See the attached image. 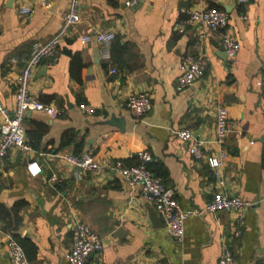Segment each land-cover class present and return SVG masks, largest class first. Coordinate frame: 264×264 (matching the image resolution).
<instances>
[{
    "label": "crops",
    "instance_id": "0c3cea01",
    "mask_svg": "<svg viewBox=\"0 0 264 264\" xmlns=\"http://www.w3.org/2000/svg\"><path fill=\"white\" fill-rule=\"evenodd\" d=\"M22 6L33 12L20 13ZM68 6L69 0H54L47 9L40 0H0V101L9 111L14 86L7 78L20 72L35 41L58 33ZM206 8L224 10L226 27L201 40L193 26L175 29L185 10ZM101 31L115 34L108 59L94 38ZM222 34L240 44L234 57L224 56ZM86 35L91 39L81 41ZM58 49L56 60L39 63L29 87L39 101L66 112H27L25 142L32 151L12 149L0 165V210L9 213L0 220V264H9L5 240L15 235L31 264H69L75 220L90 225L104 244L84 264H218L223 243L233 264H264V87L257 84L264 71V0H141L134 8L123 0H82L80 21ZM200 53L208 57L203 76L176 91L181 59ZM135 92L146 93L151 104L140 117L124 105ZM80 104L95 113H84ZM218 106L227 108L232 125L223 187L206 159H194L190 142L174 133L191 130L204 142V154H215ZM112 115L124 119L123 131L107 123ZM141 151L151 154L153 173L173 189L183 210L203 208L217 190L252 202L240 234H234V214L204 213L185 220L179 245L158 215L159 223L152 221L153 207L118 171H82L55 157L89 152L102 164L129 167ZM31 163L40 168L35 174ZM6 221L17 228L6 231Z\"/></svg>",
    "mask_w": 264,
    "mask_h": 264
},
{
    "label": "built area",
    "instance_id": "2783aa9c",
    "mask_svg": "<svg viewBox=\"0 0 264 264\" xmlns=\"http://www.w3.org/2000/svg\"><path fill=\"white\" fill-rule=\"evenodd\" d=\"M54 0H40V6L49 8ZM141 0H123L126 8L136 7ZM241 2L245 0H240ZM82 0H69L68 9L62 19V27L54 36L47 41H35L31 46L28 57L23 60L24 65L20 72L14 77H8V81L14 86V108L9 111L0 101V165L4 157L12 149H18L30 153L32 148L25 142L24 118L29 111H42L51 117L65 114L64 108L54 107L50 104L39 101L30 91L29 83L31 77L43 59L56 60L59 54V43L69 32V29L80 21V6ZM22 14H29L33 9L29 6L19 8ZM186 19L179 23L175 29L182 32L185 26H193L197 30L198 38H205L207 31H218L226 27L228 15L224 10L187 9ZM115 34L111 31H101L94 38L100 45V54L104 59L110 57L111 43ZM91 36L86 35L81 41L87 42ZM199 41V40H198ZM221 46L229 57H234L240 49V44L227 34L221 35ZM16 61V59H11ZM208 66V57L204 53L196 56L185 55L181 59L180 73L176 79V91H183L193 82L200 79ZM258 85L264 87V71L259 79ZM125 108L134 116L140 117L150 109V100L146 93L135 92L127 95ZM84 113L93 115L95 109L87 104L78 105ZM232 125L229 121V113L226 107L218 106L216 109L215 138L213 143L217 146V152L206 156L203 151V141L194 140L189 129L175 130V135L185 141H189V152L196 160L205 158L208 165L213 169L217 185L224 186L222 168L227 159V152L224 144L227 135L231 132ZM55 157L68 165L75 166L82 171L101 173L107 169L119 172L123 182L132 188L140 191L141 197L153 207L162 220L167 233L177 243L184 240V223L190 216H198L204 213H216L220 211L229 212L235 215L237 228L234 234H240L239 226L242 225L245 210L253 203L237 195L227 194L222 190L213 193L212 198L199 210H183L174 196L173 189L164 185L162 179L153 174L147 167L152 160L151 154L147 151L137 153L139 164L123 166L116 164H102L89 153L80 155L70 153L55 154ZM32 173H37L40 168L36 163H31ZM35 166V167H33ZM53 179L56 178L52 175ZM6 251L9 256V264H31L19 244V242L8 236L5 240ZM104 249L102 238L90 225L81 220H75L72 226V248L66 253L65 258L69 264H84L87 258L93 254H100ZM234 257L229 247L223 243L218 264H233Z\"/></svg>",
    "mask_w": 264,
    "mask_h": 264
},
{
    "label": "water",
    "instance_id": "95a60500",
    "mask_svg": "<svg viewBox=\"0 0 264 264\" xmlns=\"http://www.w3.org/2000/svg\"><path fill=\"white\" fill-rule=\"evenodd\" d=\"M224 8L228 11L229 7L228 6H224ZM226 55V53L224 52V56ZM108 124H112L116 127H118L121 131L124 130L125 125H124V119L121 117H116L115 115H112L111 118L109 119V121H107ZM150 217L152 219V221L157 224L159 223V218L157 216V213L152 209L149 211Z\"/></svg>",
    "mask_w": 264,
    "mask_h": 264
},
{
    "label": "trees",
    "instance_id": "16d2710c",
    "mask_svg": "<svg viewBox=\"0 0 264 264\" xmlns=\"http://www.w3.org/2000/svg\"><path fill=\"white\" fill-rule=\"evenodd\" d=\"M33 145V144H32ZM34 146V145H33ZM82 152H79V153H73L74 155H80ZM137 164H139V161L137 160L136 161V164H134V165H137ZM147 167L152 171V168H151V166H150V162L149 163H147ZM153 172V171H152ZM154 174V173H153ZM154 175H156V176H158L156 173L154 174ZM4 212V213H3ZM2 212V210H0V214L2 215H4V216H1L0 217V220H5V216H9V213L7 212V211H3ZM16 223H18V220L16 221ZM15 228H17V225H14L11 221H6V222H4V229L6 230V231H12V230H14ZM14 238L19 242V244L21 245V246H23V242H22V240H20V239H18V236L17 235H15L14 236ZM23 248V247H22ZM24 250V249H23Z\"/></svg>",
    "mask_w": 264,
    "mask_h": 264
}]
</instances>
